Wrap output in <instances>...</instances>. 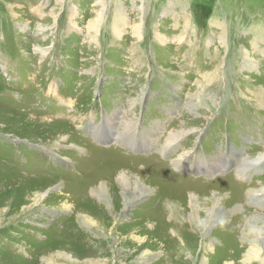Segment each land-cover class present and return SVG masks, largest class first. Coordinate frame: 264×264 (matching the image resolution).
<instances>
[{
  "label": "rangeland",
  "instance_id": "374dc122",
  "mask_svg": "<svg viewBox=\"0 0 264 264\" xmlns=\"http://www.w3.org/2000/svg\"><path fill=\"white\" fill-rule=\"evenodd\" d=\"M213 1L0 0V264H264V0Z\"/></svg>",
  "mask_w": 264,
  "mask_h": 264
},
{
  "label": "bare ground",
  "instance_id": "6f19581e",
  "mask_svg": "<svg viewBox=\"0 0 264 264\" xmlns=\"http://www.w3.org/2000/svg\"><path fill=\"white\" fill-rule=\"evenodd\" d=\"M101 12V11H100ZM91 20H92V18H91ZM96 22L97 21H95V22H93V23H91L92 25H90V27L92 28V27H96ZM135 24V23H134ZM147 25V24H146ZM98 27V26H97ZM54 30V29H53ZM141 31L142 32V34H144V29L142 28V29H140V25H138V23L135 25V33L137 34L138 33V31ZM222 33V32H221ZM226 33V32H225ZM93 34V33H92ZM157 34V33H156ZM259 34H260V36H264V33L263 32H259ZM178 39H180V37L178 38ZM225 39V36L224 37H222L221 39H220V41L222 42L223 40ZM258 39V38H257ZM258 41V40H257ZM259 45V44H258ZM196 48V47H195ZM244 52H246V54L248 55L249 54V52L247 51V50H243ZM241 52V51H240ZM239 52V53H240ZM242 55V54H241ZM240 55V56H241ZM237 57H239V56H237ZM245 57V56H244ZM249 57V56H248ZM217 58V57H216ZM247 59V58H246ZM251 59V58H250ZM225 60V59H224ZM222 70V69H221ZM212 76V75H211ZM211 81H212V78H208L207 80H205V85L207 84V83H211ZM207 104V102L205 103V105ZM209 104V103H208ZM212 115H213V113H212ZM131 119V118H130ZM129 119V120H130ZM183 122H184V120H183ZM134 128V127H133ZM129 130V129H128ZM192 130H195V129H192ZM174 131V130H173ZM189 131H191V130H186V129H181V130H178V131H175V133L172 135L173 136V138H180V137H182L184 134H186V133H188ZM126 133V132H125ZM124 133V136L126 135ZM170 135V136H171ZM123 138V137H122ZM174 140V139H173ZM118 142H120V141H118ZM169 142V141H168ZM170 142H171V140H170ZM168 146V145H167ZM171 147V146H170ZM172 150V149H171ZM170 150V151H171ZM172 152V151H171ZM170 153V152H169ZM185 153V152H184ZM185 156V155H184ZM180 157V156H179ZM178 157V159H180ZM259 158V160H261L260 159V157H258ZM264 158V157H263ZM177 159V158H176ZM244 159V158H243ZM249 160H251V158H249ZM248 160V161H249ZM176 161V160H175ZM253 162V161H252ZM256 162V161H255ZM254 163V162H253ZM177 164V163H176ZM248 164V163H247ZM175 165V164H174ZM255 165V164H254ZM249 166H250V164H249ZM250 169V168H249ZM241 172H242V170H241ZM245 173V172H244ZM128 177V176H127ZM254 178V177H253ZM121 179V178H120ZM48 180V179H47ZM50 180V179H49ZM123 182V181H122ZM244 189V188H243ZM66 191V190H65ZM264 191V190H263ZM111 192V191H110ZM249 192H251V191H249ZM251 194V193H250ZM258 194V193H257ZM105 196H108V195H105ZM254 197V196H253ZM78 198H79V196H78ZM24 200H26V199H24ZM110 202V201H109ZM118 202V201H117ZM119 205V204H118ZM79 206V205H78ZM216 207V206H215ZM143 214H145V213H143ZM214 214V213H213ZM86 221H87V219H86ZM91 221V220H90ZM250 222V221H249ZM252 222H254V221H251V223ZM209 224H210V222H209ZM255 224V223H254ZM249 225V224H248ZM253 225V224H252ZM251 225V227L252 228H255V229H257V230H259V232H260V229L262 228V227H259V226H257L256 224L255 225H253L252 226ZM207 226V225H206ZM250 226V225H249ZM185 233H186V231H185ZM47 235V234H46ZM52 238H53V236H52ZM61 240V239H60ZM168 240V239H167ZM251 242H253V244H252V249H263V247H261V246H264V238L263 237H259L258 238V240H252ZM263 252H264V250H263ZM253 253V252H252ZM253 258H261L260 260L261 261H263L264 262V255L263 256H261L260 254L259 255H249L248 256V259H253Z\"/></svg>",
  "mask_w": 264,
  "mask_h": 264
},
{
  "label": "crops",
  "instance_id": "0c3cea01",
  "mask_svg": "<svg viewBox=\"0 0 264 264\" xmlns=\"http://www.w3.org/2000/svg\"><path fill=\"white\" fill-rule=\"evenodd\" d=\"M176 3H179L181 5H183L185 8H183V10L187 9L189 11H197L199 12V14H207V17H208V13L207 12H204V8H210V12L211 13V17L209 18L210 19H213L215 22H220L219 24L218 23H215V24H209V26L211 25H218V26H221L222 24H225L224 21H226L228 18V16L226 15L225 19L220 17V15H215V2L213 0H171V5L172 4H175L177 5ZM168 5V4H167ZM199 18V17H198ZM262 26V25H260ZM160 97V96H158Z\"/></svg>",
  "mask_w": 264,
  "mask_h": 264
},
{
  "label": "trees",
  "instance_id": "16d2710c",
  "mask_svg": "<svg viewBox=\"0 0 264 264\" xmlns=\"http://www.w3.org/2000/svg\"><path fill=\"white\" fill-rule=\"evenodd\" d=\"M4 144H6V147H14L15 148V143H4ZM22 144L24 145V143H22Z\"/></svg>",
  "mask_w": 264,
  "mask_h": 264
}]
</instances>
